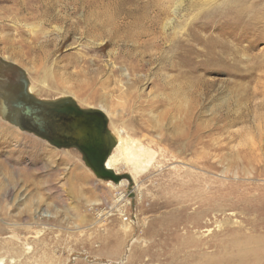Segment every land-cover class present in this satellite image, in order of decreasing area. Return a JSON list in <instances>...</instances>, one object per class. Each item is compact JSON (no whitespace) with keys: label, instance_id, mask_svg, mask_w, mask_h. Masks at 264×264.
<instances>
[{"label":"rangeland","instance_id":"1","mask_svg":"<svg viewBox=\"0 0 264 264\" xmlns=\"http://www.w3.org/2000/svg\"><path fill=\"white\" fill-rule=\"evenodd\" d=\"M114 1L106 0L103 9L112 10L107 6L118 4ZM138 1L132 4L149 3ZM157 4L150 5L151 14L159 15L162 25L172 24L168 37L162 34L164 44L157 56H152V43L139 57L149 72L133 89L143 92L139 103L144 102L147 112L123 115L129 130L122 134L128 138L131 133L137 140L129 155L141 160L115 164L117 171L129 175L124 185L98 178L77 149L59 148L0 114L2 264H224L210 263L208 254L200 256L207 252L226 257L210 247L214 239L228 244L241 235L264 236V0ZM13 5L12 0H0V62L7 59L24 70L40 88L38 79L46 73L61 89L34 95H70L83 108L101 109L98 102L83 100L81 86L90 81L81 58L87 57L92 67L103 65L110 71L93 75H98L92 88L96 96L114 93L110 101L121 103L120 110L127 106L118 80L120 69L130 66L133 58L123 59L113 73L115 44L110 40L66 32L69 20L15 22ZM81 11L76 22L84 18ZM214 11L217 23L205 28V15L213 17ZM235 12L247 19L240 26L229 23ZM248 23H255V29H247ZM171 89L179 92L173 96L177 102L166 109L163 93ZM183 116L186 125L179 123ZM109 118L108 128L114 130ZM114 120L119 122L117 116ZM196 156L204 164L185 159ZM194 238L206 241L202 249L193 244Z\"/></svg>","mask_w":264,"mask_h":264},{"label":"bare ground","instance_id":"2","mask_svg":"<svg viewBox=\"0 0 264 264\" xmlns=\"http://www.w3.org/2000/svg\"><path fill=\"white\" fill-rule=\"evenodd\" d=\"M157 1H153V0L150 1L149 0L148 4L146 3V4L133 5L132 3H134V0H117L114 2H118V4H116V5L110 4L109 6H107V7H112V10H109L110 8L105 10V9H103L102 6L106 5V0H22L21 2H20V0H12V2L14 4L13 7L15 10L14 14H13V17L15 18V22L18 20H26L27 18L28 19L29 18L36 19V20H39L40 22H43L46 24L47 23H54L53 21H55V20L60 21V22L69 20L70 21L69 27L66 29V32H69V31L81 32L82 31V35L85 32V33L90 34V36L91 35L98 36V38L102 41H105V38H106V40L107 39L110 40L113 44H115V48L113 49L114 61H113L112 66H110L111 67L110 70L113 73H115V71H116V66L119 63H121L122 61H124L123 59L133 58V60L129 59L131 62L130 66H128L126 68L122 67L120 69L122 71L120 73V79L118 80V83L121 86V88L118 87V88H120L119 94H123L124 95L123 97L125 98L126 103H128L127 106L125 105L126 107H124V108L121 107V108H123V109H121V110H123V112L120 110V104L121 103L120 104L112 103V101H110V99L108 97V96H110V97L114 96V93L112 95H109V92H106V96L101 95L98 98L96 96L95 91L93 90L94 89L93 87H95V86H93L94 82L95 83L98 82V80H96V77H95L98 75H95V76H93V75L98 74V73L99 74L106 73L107 75L110 74V73H107V72H110L107 69V66L105 68V66H103V65H99V66L97 65V67H95L96 66L95 65V66H93L95 68H93L92 64L90 63V60L87 57L81 58V61L82 62L84 61L87 64V65L84 64L83 68L86 71H89V72H85L86 73L85 76L88 78V81H90V82H86L85 85L81 86V91L86 94V96L83 97V100H85L87 102V103L85 102V104H89V101H88L89 98L91 101L98 102L100 105V108L102 110L101 109H94V108H83L82 106L79 105V103H77V104L82 109L101 110L103 113L106 112V114H108V115H106L104 113L106 116L110 117L109 118L110 119V125L114 128V130H110V129L109 130L111 131V134L114 137L115 144H114V147L111 151V154L108 156L107 167L114 169V171L118 174H122V173L117 171L115 168V164L117 162H119L123 159L129 160L132 164L134 162H138V163L141 162L140 159L132 158L129 155V151L134 149L135 144H137V140L134 139L133 137H131L130 132H128V134L130 133L129 137H131V138L128 137L129 139L126 138L122 134V131H124L123 129L129 130L128 126L126 125L127 121H125L126 119H124L123 115H125L127 112H129V114L137 116V115H145V113L147 112V109H146L147 106L143 105L144 102L142 104L139 103V102L143 101V100H141L142 96H144L142 94L143 92L142 91L139 92L138 90L133 89V87H135L137 84H139L140 82L143 81L144 76H146V74L144 72H146L145 70H146V67L148 66L147 63L143 62V58H139V57H141L145 53L149 52L148 49H149L150 44L152 45V43L155 44L154 47H152L155 50V53L153 55L152 54L151 55L157 56V54L162 49L161 45L164 44V42L161 41L163 39L162 34L165 33L167 35L165 37H168L169 34H167V30L169 28V24H172V21L164 23V19H163L164 24L162 25V23L160 21V19H162V18L159 17V15H157L155 13L151 14V10H153V9L151 8V10H150V5L151 4L153 6L155 5V7L158 6ZM80 11L83 13L84 18L82 17L83 18L82 20L79 19L76 22L75 20H77V19H75V17L78 14H80ZM217 12L214 11L213 13L215 14ZM229 16L231 17L230 20L232 21L229 23L236 25V26H240L242 24L241 23L242 21L247 20V19H245V16L242 13L235 12ZM239 16H241V17H239ZM93 17H96L95 18L96 21L93 20ZM205 19L208 21V22L205 21L206 23L203 24V26L205 28L212 27L214 25V23H217V21H218L216 18V14L213 17L211 16V14H206ZM80 20H81V22H80ZM24 24L27 25L28 27H34V28L38 27L34 24H31V25H29L27 23H24ZM158 24L160 26V29L164 30L165 32L164 31H161V32L158 31L159 30ZM58 25H60V24H58ZM245 27L247 29H253L254 30L256 25H255V23H248L245 25ZM57 29L60 32L63 31V28L61 26H57ZM40 30H42V29H36V33L39 32ZM44 30H42V31H44ZM159 33H161V34H159ZM90 39H91V37H90ZM107 44H105V45H107ZM132 46L134 48L135 47L137 48L136 51L131 50L130 47H132ZM44 47L45 46H43V51L45 52ZM141 47H144V48L142 50H138ZM150 50H151V48H150ZM153 51H152V53H153ZM163 51H164V49H163ZM46 53H47V51H46ZM164 54H165V52H164ZM163 56H165V55H163ZM158 57H160V56H158ZM150 60H152V59H150ZM110 61H111V59H110ZM158 61H159V59H158ZM4 63H8V65L10 64L9 66H11V63L7 59H4ZM109 65H111V64H108V67H109ZM148 72H146V73H148ZM116 79H118V78L116 77ZM38 80H39V83L41 85V88L35 86V84H32V82L29 81L28 88L32 94H36V95L40 94L41 92H43V90H54V89L61 90L58 86L55 87V85H57L56 82H49V77L47 76L46 73L43 75V78L40 77ZM157 84H161V83L157 82ZM112 85L113 84H111V86ZM107 86H108V84H107ZM114 86H115V84H114ZM163 89H164V87H163ZM116 90H117V88H116ZM156 92L158 93V91H156ZM163 92H165V90ZM178 93L175 92L174 89H171V91L170 92L168 91V93L166 91V94L163 93V95L165 96V97L164 96L163 97L165 98L164 103L166 105V109H168L172 105L173 106L175 105V102H177L176 101L177 97L173 98V96L178 94ZM154 96L157 97V95H154ZM61 97L73 98L74 96L72 97L70 95H64ZM61 97H58V98H61ZM58 98L42 99V100H46V101L53 100V101H55ZM73 100L76 101V99H74V98H73ZM125 100H121V101L123 102ZM118 102H119V100H118ZM123 105L124 104L122 103V106ZM162 105H163V103H162ZM118 106H119V108H118ZM177 107L179 109V105H177ZM1 108L2 107L0 105V109ZM151 108L152 107H150V109ZM162 108H164V106ZM163 110H165V109H163ZM115 116H117L119 122L114 120ZM125 116H127V115H125ZM184 117L185 116L181 117L180 120H182V121L179 122L180 125L181 124L186 125ZM119 123L121 125H118ZM147 123H148L147 126H149V122H147ZM176 128H175V130H176ZM178 131H180V128L178 129ZM185 133H186L185 130L181 131V134H183L182 139L186 138V136L184 137ZM143 137H145V136H143ZM186 155H188V153H186ZM177 157L178 156H176V158ZM185 157H187V156H185ZM185 159L187 162H191V164H197V165L204 164V163H202L203 161H201V158H199L198 156H196L194 158L195 160L189 159V158L188 159L185 158ZM131 178H134V175ZM106 181L113 182L111 180H106ZM125 182H126V180L122 179L120 182H118V183L114 182V183H115V186L119 187V186L124 185ZM122 197H123V193L118 198L120 199ZM225 209H223L222 211H225ZM247 237L248 236H242L241 235V237H237V238L230 240V242L228 244H223L222 242H220L219 240H221V238H219V240L214 239L212 241V244L210 247L214 246V247L220 249L226 255V257L224 259H219L216 254H211V253H207V252L204 254H200V256H204V255L208 254L206 257L208 258L210 263H216V262L222 261L224 264H250L249 261H251V262L253 261L254 262L253 264H264V262L262 261V258L264 257V236H256V237H252V238H247ZM249 239H251V240H249ZM247 240H248V242H246ZM192 241L198 250L202 249L203 242H206V241H203L201 239L195 240V238ZM0 264H2V262H0Z\"/></svg>","mask_w":264,"mask_h":264},{"label":"flooded vegetation","instance_id":"3","mask_svg":"<svg viewBox=\"0 0 264 264\" xmlns=\"http://www.w3.org/2000/svg\"><path fill=\"white\" fill-rule=\"evenodd\" d=\"M0 65L4 67L1 69L3 80L0 83V92L4 93L7 90L6 93L10 94L19 88V72L8 63L0 62ZM72 108L74 107L69 101L62 104L46 105L44 107L46 112L43 113L46 123L43 127H37L38 132L44 134L47 140L59 143V148L77 149L81 152L82 157L81 145H98L100 153L106 154V151L110 149L112 139L109 136L106 121L101 118L102 114L81 107L75 111ZM20 114L22 115V113ZM25 124L29 126L25 131L36 132L29 121L23 123V125Z\"/></svg>","mask_w":264,"mask_h":264},{"label":"water","instance_id":"4","mask_svg":"<svg viewBox=\"0 0 264 264\" xmlns=\"http://www.w3.org/2000/svg\"><path fill=\"white\" fill-rule=\"evenodd\" d=\"M3 62V61H1ZM10 65V64H9ZM11 66H14L11 64ZM16 68V67H15ZM18 70L19 75L18 78L20 79L19 88L16 91H13L9 94L6 93L7 90L4 91V93L0 92V114L4 119L10 121L14 125L20 127L23 130H26L29 128V126L23 125L24 122L29 121V123L34 126L32 127L38 135L45 138L46 136L42 133L38 132L37 127H43L45 126L46 119L43 115L46 110L44 107L46 105H55V104H62L65 101H69L74 108H72L73 111L78 110L79 105L76 103L75 100L71 97H61L53 100H42L36 95L32 94L29 91V80L26 77V74L24 70L20 68H16ZM88 111L91 109H87ZM85 110V111H87ZM101 113V118L106 121L107 124V116L101 111V110H91ZM22 113V115L20 114ZM21 116V117H20ZM31 128V127H30ZM109 136L111 137V145L110 149L106 151V154H101L99 151L98 145H81L80 150L83 153V159L86 162V164L94 171L97 177L105 180H111L115 183L120 182L122 179H124L126 176L124 174H118L114 171V169H111L107 167V159L108 156L111 154V151L114 147L115 140L113 135L111 134V131L108 129ZM47 138V137H46ZM45 138V139H46ZM55 146H60L59 143H55L53 141L48 140Z\"/></svg>","mask_w":264,"mask_h":264},{"label":"built area","instance_id":"5","mask_svg":"<svg viewBox=\"0 0 264 264\" xmlns=\"http://www.w3.org/2000/svg\"><path fill=\"white\" fill-rule=\"evenodd\" d=\"M127 219H128V216L125 215V216H124V220H127Z\"/></svg>","mask_w":264,"mask_h":264}]
</instances>
